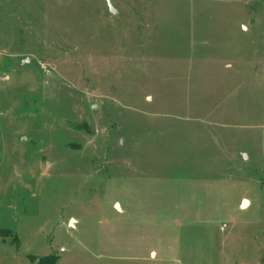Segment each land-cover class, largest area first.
Segmentation results:
<instances>
[{
  "label": "rangeland",
  "instance_id": "obj_1",
  "mask_svg": "<svg viewBox=\"0 0 264 264\" xmlns=\"http://www.w3.org/2000/svg\"><path fill=\"white\" fill-rule=\"evenodd\" d=\"M48 255L262 263L264 0H0V264Z\"/></svg>",
  "mask_w": 264,
  "mask_h": 264
},
{
  "label": "trees",
  "instance_id": "obj_2",
  "mask_svg": "<svg viewBox=\"0 0 264 264\" xmlns=\"http://www.w3.org/2000/svg\"><path fill=\"white\" fill-rule=\"evenodd\" d=\"M34 260V264H57V256L48 255ZM261 264H264V258Z\"/></svg>",
  "mask_w": 264,
  "mask_h": 264
},
{
  "label": "water",
  "instance_id": "obj_3",
  "mask_svg": "<svg viewBox=\"0 0 264 264\" xmlns=\"http://www.w3.org/2000/svg\"><path fill=\"white\" fill-rule=\"evenodd\" d=\"M110 11H111V13H114L115 11H114V9L111 7L110 8ZM27 61H24L23 63H26Z\"/></svg>",
  "mask_w": 264,
  "mask_h": 264
}]
</instances>
